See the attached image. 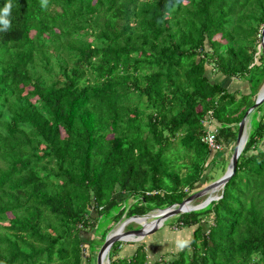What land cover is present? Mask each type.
Returning a JSON list of instances; mask_svg holds the SVG:
<instances>
[{
	"label": "trees",
	"instance_id": "1",
	"mask_svg": "<svg viewBox=\"0 0 264 264\" xmlns=\"http://www.w3.org/2000/svg\"><path fill=\"white\" fill-rule=\"evenodd\" d=\"M9 2L0 264H92L113 225L180 203L227 164L219 153L264 82V0H0V9ZM214 76L244 80L247 92ZM208 111L219 152L200 141ZM248 116L218 198L177 215L194 226L188 243L148 262L144 240L121 257L115 242L108 264H264V101Z\"/></svg>",
	"mask_w": 264,
	"mask_h": 264
},
{
	"label": "water",
	"instance_id": "2",
	"mask_svg": "<svg viewBox=\"0 0 264 264\" xmlns=\"http://www.w3.org/2000/svg\"><path fill=\"white\" fill-rule=\"evenodd\" d=\"M257 51L261 52L264 59V25L260 30V39L257 46ZM264 101V89L257 92L254 103L246 109L242 118L237 124L236 137L234 145L232 147V152L228 161V166L218 179L208 183L206 186L202 187L195 193L184 198L180 203L171 205L162 210H157L154 214H145L142 216H132L118 223V227L109 235H106L95 254V264H104L107 262V254L111 245L115 242H133L140 241L146 236L153 234L158 228L161 227L164 220L169 217L177 216L183 213L196 211L205 208L211 201L216 200L211 196L216 190H221L228 179L234 174L236 169L237 158L243 148L246 140L245 134V120L247 116L262 102ZM201 197H205L203 201L198 204L190 205L194 200ZM135 219H142L143 223H136ZM134 222L138 225L137 229L123 230L124 227ZM129 238V239H125Z\"/></svg>",
	"mask_w": 264,
	"mask_h": 264
},
{
	"label": "rangeland",
	"instance_id": "3",
	"mask_svg": "<svg viewBox=\"0 0 264 264\" xmlns=\"http://www.w3.org/2000/svg\"><path fill=\"white\" fill-rule=\"evenodd\" d=\"M211 80L223 83V86L226 87L229 91H240L242 93L247 92L246 84H245L244 80H241V79H225V78H222L219 76H214L211 78ZM261 89H264V82L260 86L259 90H261ZM248 122H249V116L245 120V127H244L245 134L248 130ZM232 146L233 145H231L230 147L229 146L226 147L222 151V153H219L221 156V158H218L219 161H221L222 159L227 160V164L225 166L220 167L221 165H219L218 168H215L214 170L208 169L205 172L213 180L218 179L225 172V170L228 166V161H229L231 152H232ZM176 162H177L179 167H182L185 164V162L182 158L181 159L177 158ZM180 172H183V170H181ZM207 184L208 183L202 182L201 188L206 186ZM219 192H220V190H216L215 192H213L211 194V196L214 198H217ZM204 198L205 197H201V198H199V200L203 201ZM128 202L130 203V201H128ZM197 202H198V200H194L190 205H194ZM154 213L155 212H151L149 214H154ZM99 222L101 224H99L98 227H100V226L104 227V225H106V223H107V219H104V217H101L99 219ZM127 225H129L127 227V230L138 228V225L134 222H131ZM117 226H118V224L113 225V227L109 230V232L106 235H109L110 233H112ZM192 228H194V226L190 227L189 229H187L186 227L184 228V227L180 226L178 224V217L177 216L169 217L166 220H164L160 228H158L153 234L146 236L145 238L142 239V240H144V243L146 244V247H147L146 248V259H147V261L152 262V261L156 260L159 257L158 255H161V257L166 259V258H168L170 253L177 252L180 249V247H179L180 242H185V244H187L188 241L190 240V234H191ZM123 230H125V228ZM99 234H100L99 231H97V234H95L94 236H92L91 233H87L86 235H83V238L98 240ZM138 242L139 241H133L132 244L138 243ZM127 243H131V242L130 241L129 242H121V245L119 248L120 250L117 253V257L128 256V255L132 254V252L134 250V248H133L134 245L128 246L129 244H127ZM91 244L97 245L98 242L97 241L91 242ZM84 246H87V245H85V243H84ZM91 250L92 249L87 248V251H85V253L87 252L89 254L91 252ZM95 254H96V252H94V260L91 259L92 264H95ZM104 264H107V262H104Z\"/></svg>",
	"mask_w": 264,
	"mask_h": 264
},
{
	"label": "built area",
	"instance_id": "4",
	"mask_svg": "<svg viewBox=\"0 0 264 264\" xmlns=\"http://www.w3.org/2000/svg\"><path fill=\"white\" fill-rule=\"evenodd\" d=\"M200 124L205 129L200 141L206 145L210 152L222 151L223 146L216 141V124L210 111L206 112L203 118L200 119Z\"/></svg>",
	"mask_w": 264,
	"mask_h": 264
},
{
	"label": "clouds",
	"instance_id": "5",
	"mask_svg": "<svg viewBox=\"0 0 264 264\" xmlns=\"http://www.w3.org/2000/svg\"><path fill=\"white\" fill-rule=\"evenodd\" d=\"M46 6H47V0H42V7H46ZM11 8H12V4L9 2L6 3L2 9H0V26H2L3 30H7L10 28L9 15ZM184 246H185V242H180L179 247H184Z\"/></svg>",
	"mask_w": 264,
	"mask_h": 264
},
{
	"label": "bare ground",
	"instance_id": "6",
	"mask_svg": "<svg viewBox=\"0 0 264 264\" xmlns=\"http://www.w3.org/2000/svg\"><path fill=\"white\" fill-rule=\"evenodd\" d=\"M134 221H135L136 223H143V220H142V219H135ZM117 227H118V226H117ZM117 227H116V228H117ZM116 228H115V229H116ZM125 239H129V238H125Z\"/></svg>",
	"mask_w": 264,
	"mask_h": 264
}]
</instances>
